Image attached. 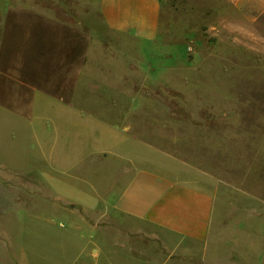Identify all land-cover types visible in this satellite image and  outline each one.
<instances>
[{
    "label": "crops",
    "instance_id": "obj_1",
    "mask_svg": "<svg viewBox=\"0 0 264 264\" xmlns=\"http://www.w3.org/2000/svg\"><path fill=\"white\" fill-rule=\"evenodd\" d=\"M162 7L163 0L100 6L110 33L137 40L128 64L147 79L138 40L155 42ZM1 16L0 171L34 169L50 178L59 211L37 219L51 229L47 239L55 237L54 264H264L263 213L237 215L231 200L220 219L213 192L134 133L116 100H102L133 96L118 84L123 61L110 56L105 64L101 44L91 38L77 44L74 26L52 27L42 18L26 26L12 20L10 4ZM49 28L57 29L49 34ZM75 205L95 215L77 216ZM251 223L258 233L247 236Z\"/></svg>",
    "mask_w": 264,
    "mask_h": 264
},
{
    "label": "rangeland",
    "instance_id": "obj_2",
    "mask_svg": "<svg viewBox=\"0 0 264 264\" xmlns=\"http://www.w3.org/2000/svg\"><path fill=\"white\" fill-rule=\"evenodd\" d=\"M101 3L0 0V27L1 11L10 4L13 21L30 26L42 18L52 27L74 26L77 44L80 38L101 44L105 64L110 56L123 61L118 84L133 94L102 100H116L134 133L168 154V163L180 164L183 176L213 192L220 219L227 218L231 200L239 206L237 215L264 216V0H163L155 42L138 40L148 79L128 64L137 40L106 29ZM52 29L57 28L47 32ZM121 42L127 48H114ZM56 200L50 178L37 177L34 169L0 171V264L56 262L55 237L47 239L51 229L37 219L56 217ZM73 209L80 217L95 215L78 205ZM255 226L246 225L244 234H257Z\"/></svg>",
    "mask_w": 264,
    "mask_h": 264
}]
</instances>
